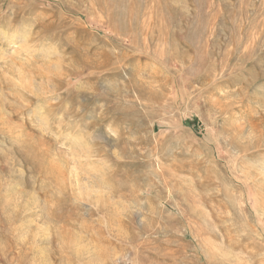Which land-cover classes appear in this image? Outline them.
<instances>
[{
  "label": "rangeland",
  "instance_id": "rangeland-1",
  "mask_svg": "<svg viewBox=\"0 0 264 264\" xmlns=\"http://www.w3.org/2000/svg\"><path fill=\"white\" fill-rule=\"evenodd\" d=\"M6 15L0 264H264V0Z\"/></svg>",
  "mask_w": 264,
  "mask_h": 264
},
{
  "label": "bare ground",
  "instance_id": "bare-ground-1",
  "mask_svg": "<svg viewBox=\"0 0 264 264\" xmlns=\"http://www.w3.org/2000/svg\"><path fill=\"white\" fill-rule=\"evenodd\" d=\"M15 12H17L16 10H13V14L15 15ZM6 17H7V15L5 16V17H1L0 16V22L2 21V20H4V19H6ZM15 17V16H14ZM12 22V21H11ZM3 32L6 34V31H4L3 30ZM22 37H23V39H24V41L26 42V44L28 45V46H30V41H28V39H29V34L27 33V30L25 31V32H23L22 33ZM31 40V39H30ZM49 91V90H48ZM44 115V114H43Z\"/></svg>",
  "mask_w": 264,
  "mask_h": 264
}]
</instances>
